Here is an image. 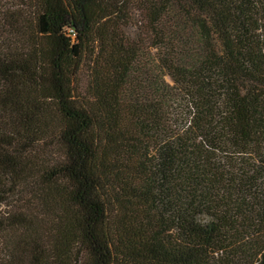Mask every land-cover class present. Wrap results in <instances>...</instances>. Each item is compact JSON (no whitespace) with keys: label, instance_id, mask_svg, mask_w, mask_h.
Segmentation results:
<instances>
[{"label":"trees","instance_id":"16d2710c","mask_svg":"<svg viewBox=\"0 0 264 264\" xmlns=\"http://www.w3.org/2000/svg\"><path fill=\"white\" fill-rule=\"evenodd\" d=\"M0 264H264V0H0Z\"/></svg>","mask_w":264,"mask_h":264},{"label":"rangeland","instance_id":"374dc122","mask_svg":"<svg viewBox=\"0 0 264 264\" xmlns=\"http://www.w3.org/2000/svg\"><path fill=\"white\" fill-rule=\"evenodd\" d=\"M7 1L8 4H19L21 5L22 1L24 0H4Z\"/></svg>","mask_w":264,"mask_h":264}]
</instances>
